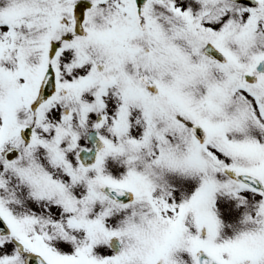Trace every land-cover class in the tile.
I'll return each mask as SVG.
<instances>
[{
	"label": "snow or ice",
	"instance_id": "obj_1",
	"mask_svg": "<svg viewBox=\"0 0 264 264\" xmlns=\"http://www.w3.org/2000/svg\"><path fill=\"white\" fill-rule=\"evenodd\" d=\"M0 264H264V0H0Z\"/></svg>",
	"mask_w": 264,
	"mask_h": 264
}]
</instances>
